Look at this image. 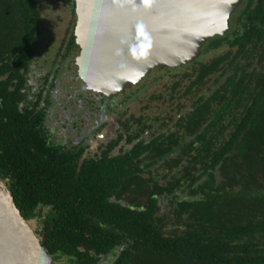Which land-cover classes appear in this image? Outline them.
<instances>
[{"label":"trees","instance_id":"obj_1","mask_svg":"<svg viewBox=\"0 0 264 264\" xmlns=\"http://www.w3.org/2000/svg\"><path fill=\"white\" fill-rule=\"evenodd\" d=\"M59 1L70 6L75 16L73 0ZM42 21L37 0H0L1 112L14 110V92L21 88L10 90L12 85L2 84L1 78L11 81L28 70ZM230 23L232 27L223 37L207 44L208 52L223 45L230 50L208 62L193 63L198 69H194L196 78L190 87L201 86L213 75L219 80L228 70L232 74L207 99L206 107L183 114L175 123V134L168 138L179 147L186 129L198 130L206 118H216L214 124L222 117L231 126L227 148L196 151L195 159L190 160L201 171L193 181L199 184L195 190L205 195L195 205L180 203L175 218L183 220L186 229L175 239L162 236L150 224L145 226L157 208L155 199H148L146 212L103 199L104 191L115 185L128 195L127 167L113 164L74 177L69 158L54 151L40 158L47 150L45 134H28L24 119L13 122L10 115L0 117V179L21 215L28 221L39 203L56 205L55 214H46L36 231L53 261L65 258L68 264H96L100 255L122 246L112 264H264V0H243ZM74 42L72 35L68 51ZM240 58L245 60L241 66ZM221 128L218 124L217 130ZM43 168L56 174L66 169L57 190L39 182L36 174ZM214 168L218 174L213 173ZM109 170L115 174L112 181ZM127 181H135L131 173ZM186 212L188 216L182 219ZM104 224L106 231L92 227Z\"/></svg>","mask_w":264,"mask_h":264},{"label":"flooded vegetation","instance_id":"obj_2","mask_svg":"<svg viewBox=\"0 0 264 264\" xmlns=\"http://www.w3.org/2000/svg\"><path fill=\"white\" fill-rule=\"evenodd\" d=\"M60 5L67 6L63 2H60ZM236 12L231 16L230 22ZM71 16L74 18L72 22L74 30L77 17L72 14ZM40 35L41 32L38 39H40ZM72 35L75 37L74 31L67 32L64 37L67 40L61 39L62 41L54 54L51 52L52 49H49L50 44H45L41 57L38 56L42 51L39 48L43 44L40 45L38 42L35 55L29 62L28 70L22 71L21 76L18 75L11 81L1 78L2 84L12 85L10 90L18 86L21 88L14 92L15 101L17 100L14 103V110L4 109L5 111H0V117L10 115L13 122L24 119L29 126L28 134H45L47 150L40 158L49 156L53 151L69 158L71 174H75L74 177H79L83 171L92 173L99 168H107L113 164L127 167L128 177L121 178L124 180L126 178V182H130L127 189L128 195L123 191L124 188L115 185L110 188L109 192L104 191L103 199L144 212H146L145 204L148 199H155L157 208L150 213L152 220L145 222V226L150 224L159 230L162 236L175 239L186 229L185 222L175 218V212L180 203L184 200L190 205H195V202H200L205 195L200 191L196 192L199 184L193 181L195 175L197 177L201 171L200 169L196 170V164L192 166L190 160L195 159L196 151L227 148L226 143L231 133L229 131L231 126L226 121L222 122L221 117L214 123L222 126L218 131L217 125L213 124L216 118H206L200 121L198 130L194 131L193 128H189V131L186 129L187 134L178 141L179 147L172 145L168 138H170L169 135L176 132V128H174L176 121L183 114L196 111L199 106L206 107L207 99L219 89L223 80L232 74V71L228 70L219 80L213 75L206 77L201 86L190 87L196 78L194 69H198L192 64L208 62L212 56L207 60H202V57L212 52L216 53L214 55L221 54L229 51L230 48L223 45L208 52L207 44L218 36L216 35L206 43L202 52L190 63L179 67L154 68L131 87L117 94L108 95L106 93L108 87L102 91L93 85L91 73L84 75L82 72L78 63L80 49L76 43V37L73 49L67 50ZM256 51L258 55H262L261 52ZM243 61L245 60L240 58L239 66L243 64ZM70 62L76 72L74 77L76 83L67 84V86L61 82L60 77L62 73L68 72ZM157 74L161 75L156 77ZM97 80L100 82V78L94 76L95 84ZM162 82L164 83L162 84ZM159 87L161 90L157 94L156 91ZM143 97H146V104L141 105L138 110H134L135 105L142 103ZM186 98V103L179 102ZM152 104H155L157 109L162 108V111L152 113ZM210 104L212 105L213 102ZM177 108L180 110L178 114L176 113ZM204 131H207L206 134L203 133ZM203 136H205V140L202 139ZM172 139L175 140V138ZM159 151L167 152V154H161ZM47 164L51 165L48 162ZM52 166L55 167L53 164ZM132 167L133 171L129 170ZM216 170L218 168L213 169L214 174H218ZM65 172L66 169H60L56 174V171H47L43 168L41 173L36 174L41 180L35 178L40 183L46 182L49 188L57 190L63 184L60 178ZM108 173H110V181H112L115 174L110 170ZM130 173L135 179L133 182L127 181ZM52 183L55 187L52 186ZM189 188L194 191L191 192ZM137 204L138 207H136ZM55 206L49 202L39 203L36 206L33 218L28 220L29 223L35 222V233L40 231L43 225L41 221L46 214H55ZM187 216L186 212L182 219ZM164 224L175 226V230L165 233ZM92 227L102 231H106L108 228L107 224L101 225V227L97 225ZM121 248L122 246H119L100 255L96 264L106 263L105 261L109 259L113 262ZM60 263L68 264L65 258L54 260V264Z\"/></svg>","mask_w":264,"mask_h":264},{"label":"water","instance_id":"obj_3","mask_svg":"<svg viewBox=\"0 0 264 264\" xmlns=\"http://www.w3.org/2000/svg\"><path fill=\"white\" fill-rule=\"evenodd\" d=\"M79 65L100 74L93 85L111 93L152 69L184 66L214 36H224L243 0H73ZM83 36L90 44L83 48ZM106 65V68L102 70ZM102 70V72H101ZM112 94V95H113ZM0 264H54L0 179Z\"/></svg>","mask_w":264,"mask_h":264},{"label":"rangeland","instance_id":"obj_4","mask_svg":"<svg viewBox=\"0 0 264 264\" xmlns=\"http://www.w3.org/2000/svg\"><path fill=\"white\" fill-rule=\"evenodd\" d=\"M37 4L39 7V10L41 11V15L43 18V27L41 28V35H40V45H42L39 50L41 52H39V57H41L40 55L43 54V48L45 44H50V50L52 52V54L55 53V50L57 48V46L61 43V39L65 37V35H67V32H73L75 33V27H76V23L74 26V30H73V25L74 23H72L74 21V18H72L70 10L71 7L70 6H61L60 2H58L57 0H37ZM71 18V21H69ZM70 23V24H69ZM70 25V28H69ZM65 39V38H64ZM67 40V39H65ZM42 43V44H41ZM46 47V46H45ZM216 53H211V54H207L205 56L202 57V60H207L209 59L211 56H213ZM48 56V55H47ZM70 61V60H68ZM68 63V62H66ZM68 72L66 73H62L60 79L61 82L65 85L67 84H75L76 81L74 79L76 72H74V68L70 62V64L68 65ZM161 74H157L156 77H159ZM164 82H162L163 84ZM68 86V85H67ZM156 89V88H154ZM158 91L157 94L160 92L161 87L157 88ZM154 91V90H151ZM143 101L140 105H135V107L133 108L134 110H138L140 108L141 105H145L146 104V97L142 98ZM181 104H184L187 102V98L186 99H181L179 101ZM153 109H151L152 113H157L158 111H162V108L157 109L155 104H152ZM32 227V229L35 231L36 229V224L34 221H31L29 223ZM164 232L165 233H170L172 231L175 230V226H171L164 224L163 226ZM106 263H100V264H111L112 260L109 259L108 261H105ZM62 264V263H60Z\"/></svg>","mask_w":264,"mask_h":264},{"label":"bare ground","instance_id":"obj_5","mask_svg":"<svg viewBox=\"0 0 264 264\" xmlns=\"http://www.w3.org/2000/svg\"><path fill=\"white\" fill-rule=\"evenodd\" d=\"M83 40H84V43H83V48H84V50H85V52L87 51L88 52V49H90V44L87 42V40H86V36H83ZM88 48V49H87ZM80 60V59H79ZM104 67L102 68V70L103 69H105L106 68V65H105V63H104V65H103ZM102 70H101V72H102ZM92 75V74H91ZM95 77H98V78H100V74H93ZM92 75V76H93ZM100 80H101V78H100ZM109 89H108V92L110 91V88L111 87H108Z\"/></svg>","mask_w":264,"mask_h":264}]
</instances>
